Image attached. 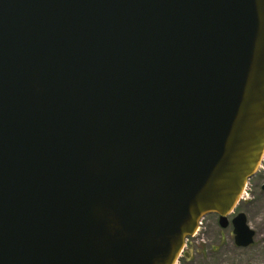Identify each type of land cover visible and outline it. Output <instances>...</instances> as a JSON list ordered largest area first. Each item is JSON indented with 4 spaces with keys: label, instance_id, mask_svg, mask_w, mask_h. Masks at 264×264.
<instances>
[{
    "label": "water",
    "instance_id": "water-1",
    "mask_svg": "<svg viewBox=\"0 0 264 264\" xmlns=\"http://www.w3.org/2000/svg\"><path fill=\"white\" fill-rule=\"evenodd\" d=\"M263 158L264 0H0V264H177Z\"/></svg>",
    "mask_w": 264,
    "mask_h": 264
},
{
    "label": "rangeland",
    "instance_id": "rangeland-1",
    "mask_svg": "<svg viewBox=\"0 0 264 264\" xmlns=\"http://www.w3.org/2000/svg\"><path fill=\"white\" fill-rule=\"evenodd\" d=\"M264 158L248 181L243 197L234 211L227 215L229 224L220 226L218 214L201 218L197 232L185 243L177 264H264ZM243 212L250 228L255 230L254 242L247 247L235 244L231 218Z\"/></svg>",
    "mask_w": 264,
    "mask_h": 264
},
{
    "label": "trees",
    "instance_id": "trees-1",
    "mask_svg": "<svg viewBox=\"0 0 264 264\" xmlns=\"http://www.w3.org/2000/svg\"><path fill=\"white\" fill-rule=\"evenodd\" d=\"M182 257V256H181Z\"/></svg>",
    "mask_w": 264,
    "mask_h": 264
}]
</instances>
